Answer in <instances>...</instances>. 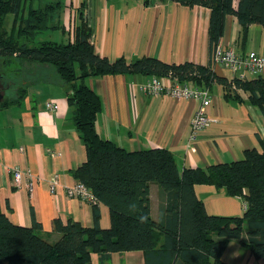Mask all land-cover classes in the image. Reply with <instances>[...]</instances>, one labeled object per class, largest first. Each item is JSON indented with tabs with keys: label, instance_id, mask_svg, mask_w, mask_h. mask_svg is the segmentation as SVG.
Listing matches in <instances>:
<instances>
[{
	"label": "crops",
	"instance_id": "crops-1",
	"mask_svg": "<svg viewBox=\"0 0 264 264\" xmlns=\"http://www.w3.org/2000/svg\"><path fill=\"white\" fill-rule=\"evenodd\" d=\"M51 1L62 4L61 12L52 21L57 27L50 28L60 33L59 42L71 39L84 14L93 28L96 51L111 60L123 56L132 61L153 56L170 63L191 61L204 65L212 60L211 11L206 6H186L172 0H31L29 4L37 6ZM241 30L236 15H227L220 44L240 55L252 50L264 53V26L251 24L246 40L242 39ZM18 67L17 62L0 59V69L6 70L9 80L12 79L0 98V210L16 225L32 226L37 220L42 225L41 233L51 239L57 236L56 218L63 222L73 219L92 227L93 202L67 192L79 181L75 170L86 161L87 151L73 122L74 107L68 102L66 88L57 82H31L21 101L2 106L6 99L17 94ZM212 67L228 79L237 76L223 63L212 60ZM150 78L151 74L143 72L85 78L101 97L96 129L102 137L130 151L167 148L181 170L232 162L242 159L248 148L262 149L264 114L249 101L247 91H239L242 100H229L221 83H211L208 87L212 104L207 108L210 124L192 134L190 122L197 101L149 94L142 85ZM173 81L167 78V83ZM49 101L58 102L59 108L49 110L46 107ZM14 166L23 172L19 183L11 170ZM55 173L60 175V183L52 191ZM150 187L151 213L157 219L159 185L151 182ZM195 190L210 214L244 213L240 196H229L223 189L206 183L196 184ZM99 208L100 227L107 229L111 225L110 209L102 202ZM91 258L93 264H146L143 250L112 252L106 263L100 261L97 252ZM222 259L227 264H264V260L254 257L236 240L228 243Z\"/></svg>",
	"mask_w": 264,
	"mask_h": 264
},
{
	"label": "trees",
	"instance_id": "trees-1",
	"mask_svg": "<svg viewBox=\"0 0 264 264\" xmlns=\"http://www.w3.org/2000/svg\"><path fill=\"white\" fill-rule=\"evenodd\" d=\"M30 1L0 0V59L17 62L15 76L20 84L16 96L6 99L2 106L21 101L31 82L51 81L65 86L68 102L74 107L73 122L86 145L87 159L76 168L75 175L95 195L94 226L56 218L57 236L51 239L41 233L42 225L37 220L32 226L16 225L0 210V264H93V252L106 263L112 252L127 250H143L146 264H227L222 256L231 240L264 260L263 138L262 149L248 148L242 159L181 170L167 148L130 151L102 137L96 129L101 97L85 82L90 75L135 72L199 87L219 82L227 99L240 101L239 91L245 90L249 101L264 114V73L228 79L214 71L213 57L206 65L170 63L153 56L111 60L96 51L93 28L84 14L67 42L38 40L39 33L57 27L52 21L62 4L51 1L34 6ZM172 1L210 8L212 56L224 34L227 15H236L244 40L251 24L264 26V0ZM10 14L14 15L12 24L7 19ZM0 75L4 85L12 80L6 70L0 69ZM151 182L159 185L157 219L151 213ZM198 183L212 184L229 196L242 197L246 202L243 215L208 213L196 194ZM101 202L110 209L111 225L107 229L100 227Z\"/></svg>",
	"mask_w": 264,
	"mask_h": 264
},
{
	"label": "built area",
	"instance_id": "built-area-1",
	"mask_svg": "<svg viewBox=\"0 0 264 264\" xmlns=\"http://www.w3.org/2000/svg\"><path fill=\"white\" fill-rule=\"evenodd\" d=\"M213 60L225 64L239 78H250L264 73V53L250 51L247 55L236 53L233 48H226L220 43L214 50ZM166 76H152L142 89L149 94H166L178 99L193 98L197 101V107L191 118L190 126L192 134L209 126L211 118L207 112L208 106L212 104V94L208 87H199L192 85L190 82H179L174 80L172 83H167ZM49 110H57L58 102L49 101L46 103ZM15 182L19 183L23 172L19 166L11 168ZM60 183V175L55 173L51 179L52 191L55 190L57 184ZM33 188V184L31 183ZM69 195L78 196L82 199L94 202L96 200L92 190L82 181H78L75 186L67 188ZM242 208L245 210L246 202H242Z\"/></svg>",
	"mask_w": 264,
	"mask_h": 264
},
{
	"label": "rangeland",
	"instance_id": "rangeland-1",
	"mask_svg": "<svg viewBox=\"0 0 264 264\" xmlns=\"http://www.w3.org/2000/svg\"><path fill=\"white\" fill-rule=\"evenodd\" d=\"M13 17H14L13 14L8 15V17H7L8 22L10 24H12ZM59 34L60 33H57L56 31L48 29L46 31H43V32L39 33L37 39L38 40H54V41H57L59 39L58 38Z\"/></svg>",
	"mask_w": 264,
	"mask_h": 264
},
{
	"label": "water",
	"instance_id": "water-1",
	"mask_svg": "<svg viewBox=\"0 0 264 264\" xmlns=\"http://www.w3.org/2000/svg\"><path fill=\"white\" fill-rule=\"evenodd\" d=\"M5 87L7 88V85H4V83L2 82V79H1V75H0V98H3V96H4L2 91Z\"/></svg>",
	"mask_w": 264,
	"mask_h": 264
}]
</instances>
